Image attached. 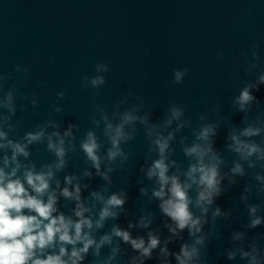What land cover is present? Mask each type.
<instances>
[{"label": "clouds", "instance_id": "9594fccd", "mask_svg": "<svg viewBox=\"0 0 264 264\" xmlns=\"http://www.w3.org/2000/svg\"><path fill=\"white\" fill-rule=\"evenodd\" d=\"M259 49V43H253L249 52L240 53L244 58L251 56L243 76L255 74L254 79L244 80L231 100V108L242 114V126L219 116L220 100L198 114V126H193L185 107L175 101L156 122L152 109L145 110L143 97L127 92L111 110L94 99L91 126L78 139V123L68 122L62 128L56 119L64 114L59 101L67 99L66 90H60L47 118L19 135L20 121L13 120L17 97L27 101L19 106L21 111L29 104L37 107L39 98L36 93L21 91L30 76L29 68L17 64L15 79L11 73H0V264H120V257H127L123 264L153 260L157 264H208V245L213 237L220 239L217 222L230 220L234 212L233 207L222 208L217 200L241 180L245 182L237 203L247 213L243 227H264V206L250 203L253 198L264 199V108L255 95L264 86ZM143 54L147 56L149 51L145 49ZM216 55L222 58V53ZM236 64L239 67L238 61ZM93 71L92 76H81L82 87L96 90L99 96L109 63L97 62ZM188 73L187 67L173 69L172 84L183 83ZM143 76L147 79L148 73ZM212 115L218 118L210 119ZM221 126L225 129L222 149L217 147ZM141 129L147 147L139 167L138 191L147 204L156 203L159 217L146 206L139 209L138 216L131 213L126 207L127 189L112 190L113 175L132 155L126 146ZM184 130L188 134H181ZM176 144L186 167L173 158ZM34 147H43L50 159L38 163L33 159ZM225 152L233 157L230 164ZM77 153L84 166L66 171ZM96 178L102 183L93 188ZM121 216L126 225L119 222ZM158 218L161 224L153 227ZM246 235V231L234 229L230 238L243 242ZM261 240L264 232L251 241L248 250H227L226 260L239 255L247 264H264ZM177 244L178 250L170 247Z\"/></svg>", "mask_w": 264, "mask_h": 264}, {"label": "water", "instance_id": "95a60500", "mask_svg": "<svg viewBox=\"0 0 264 264\" xmlns=\"http://www.w3.org/2000/svg\"><path fill=\"white\" fill-rule=\"evenodd\" d=\"M253 43H259L260 58L264 60V0H0V73H11L15 79L13 68L17 64L29 68L30 76L21 91L36 93L39 98L37 107L29 104L26 111H21L19 106L27 101L17 97L13 120L20 121L19 135L47 118L60 90H66L67 99L59 101L64 114L56 119L62 128L68 122L78 123V139L91 126L94 99L111 110L127 92L143 97L145 110L152 109L156 122L163 118L169 103L175 101L185 107L193 126H198V114L220 100L219 116L242 126V114L231 108V100L245 79L255 77L243 76L250 54L247 58L240 56L241 52H249ZM145 49L149 51L147 56L143 54ZM217 52L222 53V58L217 57ZM49 57L55 59L50 61ZM97 62H108L110 67L99 96L94 89L85 90L81 81L82 75L95 74ZM183 67L189 69L183 83L172 84V70ZM144 73H148L147 79ZM41 82H46L43 87ZM255 95L264 108V86ZM218 131L217 147L222 149L225 129L221 126ZM181 134H188V130ZM146 147L141 129L136 140L126 146L132 155L127 165L113 175L112 190L127 189L126 207L131 213L138 216L139 209L146 206L159 217L156 203L147 204L138 191L137 179L142 178L139 167ZM174 147L173 158L186 167L179 145ZM224 157L230 164L231 154L225 152ZM33 159L41 163L50 157L43 147H34ZM83 166V158L77 153L66 171H78ZM244 182L230 187L217 200L222 208L233 207L234 212L230 220L217 222L220 239L213 237L208 245V264H247L239 255L228 261L224 254L240 247L248 250L251 241L264 232V227H243L247 213L237 201ZM101 183L96 178L92 187ZM145 185L151 187L147 181ZM257 202L264 206V199L250 201ZM119 222L127 223L123 216ZM160 224L158 218L153 227ZM234 229L246 231L243 242L231 240ZM166 234L162 229V235ZM170 247L178 250V244ZM260 249L264 253V240L260 241ZM126 259L120 257V264Z\"/></svg>", "mask_w": 264, "mask_h": 264}]
</instances>
